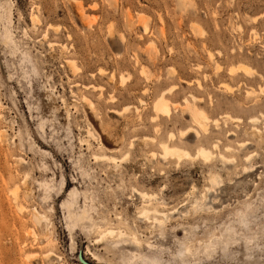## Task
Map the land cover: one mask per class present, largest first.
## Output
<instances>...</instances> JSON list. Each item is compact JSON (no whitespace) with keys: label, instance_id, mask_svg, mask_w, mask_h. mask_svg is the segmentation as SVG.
I'll list each match as a JSON object with an SVG mask.
<instances>
[{"label":"rangeland","instance_id":"374dc122","mask_svg":"<svg viewBox=\"0 0 264 264\" xmlns=\"http://www.w3.org/2000/svg\"><path fill=\"white\" fill-rule=\"evenodd\" d=\"M1 134L0 264H264V0H0Z\"/></svg>","mask_w":264,"mask_h":264},{"label":"bare ground","instance_id":"6f19581e","mask_svg":"<svg viewBox=\"0 0 264 264\" xmlns=\"http://www.w3.org/2000/svg\"><path fill=\"white\" fill-rule=\"evenodd\" d=\"M181 2H186V0H180ZM186 4V3H185ZM7 19V18H4V20ZM3 20V18H2ZM3 20V22H4ZM10 19H8L7 21V25L4 26V39H5V43L6 45H9L11 43H13V37H12V33L9 29V26L11 25L10 24ZM32 23L33 25L35 26L39 20H38V17L35 16L34 14L32 15ZM6 23V21H5ZM38 25V24H37ZM145 31H147V28H145ZM15 43V42H14ZM13 43V44H14ZM67 62V61H66ZM70 67L74 70V71H77L79 70V68L77 67L76 63L72 60H69L68 61ZM239 70H242L244 72H246L247 74H249L250 72V69L247 65H241L240 67L238 68H231V73L234 74V73H237ZM78 72V71H77ZM92 87V86H91ZM228 90H229V87H227ZM96 89V88H95ZM263 90V89H262ZM173 91V88L170 89L168 92L171 93ZM163 93L154 103V107H153V111H154V116H153V119L154 120H158L160 119L161 117H167V118H170L172 116V113H173V110L175 109L174 106L175 104L170 102L166 97L165 95L168 93ZM263 92V91H262ZM253 96V92H250V91H247V96ZM191 101L190 99L186 98L184 100V104H185V108L186 110H189L190 112V115H191V118H192V121L194 122V124L198 127L199 131H202L204 133H206L208 131V128L211 124V119L210 117L208 116L207 113H205L203 110L199 109V107L196 105V102H197V97L195 96H191ZM90 102V101H89ZM90 104H92L90 102ZM226 119L228 120H235L233 119L232 117H230L229 115L226 116ZM252 122L255 124L258 122V120L256 118H253L251 119ZM238 121V120H236ZM215 125L218 126L219 125V122L216 120L214 121ZM192 130V129H190ZM194 130V129H193ZM195 131V130H194ZM189 132V131H188ZM188 132H184L182 134V136H186L188 134ZM196 134L199 136V132L198 131H195ZM5 137V135L1 134L0 135V139L3 140V138ZM169 139L171 141L175 140L176 139V136L171 133L169 135ZM150 140V139H149ZM214 146V145H213ZM242 147V146H241ZM215 149H218L219 146L216 144L214 146ZM161 149H162V153H161V157L163 159H176L177 161H182L183 159H189V158H192L191 154L186 151L185 149L177 146V145H174V144H170L169 142L167 141H163L161 142ZM230 150V149H229ZM154 156L156 157L157 155L154 154ZM127 157V156H126ZM125 157V159H126ZM214 158V152L208 148H204V147H200V149H198L197 153H196V159H202L203 161H206V162H209L211 161L212 159ZM95 159L97 161H104V160H113V162H115L114 160L116 159H113V157H109V156H106V155H102V156H96ZM248 160V158H247ZM111 162V161H110ZM118 164V162H116ZM19 187V185H18ZM18 187H15V191H17L14 195H15V198H16V201L18 200ZM74 198V197H73ZM144 198H150L148 197L147 195H144ZM74 200V199H73ZM73 206V204H68V208L71 209ZM22 207V205H21ZM20 207V209L22 210V208ZM154 214H152L150 211H144L143 213V217H145L147 220H151L153 219L155 222H158L159 225H163L164 222H165V219L167 218L166 215H164L162 212L158 211V210H153L152 211ZM33 218L35 220V222L37 224H42L43 223V220H45V218L43 217V215H41L39 212L37 211H34L33 212ZM153 215L154 217L153 218H150V216ZM78 215H74L72 213H70V217L71 218H75L77 217ZM81 220H84L85 217H87V213L86 212H83V214L81 216H78ZM93 227H96V225L94 224ZM28 232H31V231H28ZM31 235V233H30ZM34 236L36 234H33ZM126 235V234H125ZM108 236L110 237H114V236H117L118 238H122L124 236V233L122 232H116L114 229H107L105 230L103 233H101V237H102V240L106 239ZM36 237V236H35ZM34 237V238H35ZM126 237V236H124ZM123 237V238H124ZM132 239V238H131ZM101 240V239H100ZM108 240V239H107ZM121 240V239H120ZM133 243H135L137 246H140L141 245V240L137 237V235H133ZM52 256H55V254L53 252H48L47 255H46V258H50ZM95 256V255H94Z\"/></svg>","mask_w":264,"mask_h":264}]
</instances>
